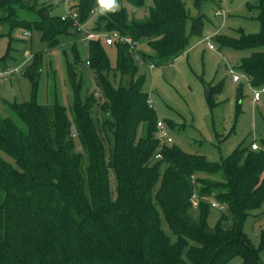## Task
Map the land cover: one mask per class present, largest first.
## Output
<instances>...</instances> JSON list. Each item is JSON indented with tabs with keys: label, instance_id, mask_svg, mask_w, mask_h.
<instances>
[{
	"label": "trees",
	"instance_id": "obj_1",
	"mask_svg": "<svg viewBox=\"0 0 264 264\" xmlns=\"http://www.w3.org/2000/svg\"><path fill=\"white\" fill-rule=\"evenodd\" d=\"M151 1L147 16L138 19L135 13L146 0H116L115 10L111 0H71L67 10L76 18L62 19L46 2L0 0V24L24 35L39 32L48 52L61 42L70 49L73 92L72 121L58 104L42 106L34 99L7 105L18 123L0 116V264H227L236 257L241 264H259L264 231L254 250L242 225L249 211L264 206V152L252 150L251 143L220 163H209L202 155L163 144L143 91L140 68L145 66L127 44L106 46L101 37L80 41L83 32L76 25L97 35L117 33L135 44L145 65L166 66L201 39L205 8L214 4V13L221 10L217 0ZM245 10L258 23L257 33L239 29L229 36L220 30L211 39L219 49L250 52L237 68L256 89L264 86V0L246 3ZM79 46L87 51L85 64L95 75L98 96L80 95ZM104 47H115V68ZM40 65L35 55L24 73L33 96ZM208 89L213 108L211 97L221 86ZM237 93L239 113L240 88ZM72 127L82 153L75 151ZM193 202L196 219L190 215ZM212 203L225 213L210 228Z\"/></svg>",
	"mask_w": 264,
	"mask_h": 264
},
{
	"label": "rangeland",
	"instance_id": "obj_2",
	"mask_svg": "<svg viewBox=\"0 0 264 264\" xmlns=\"http://www.w3.org/2000/svg\"><path fill=\"white\" fill-rule=\"evenodd\" d=\"M253 0H222L220 3L224 17L216 16L214 4L205 8L207 16L206 26L201 39L214 34L216 31L229 36H236L239 29L246 34L258 32V23L253 14L245 10V4ZM54 6L51 14L65 15V8L57 0H39ZM53 2H56L53 4ZM152 5L146 0L144 9L135 13V17L143 19ZM186 9L191 11L189 1ZM193 13V12H192ZM26 32L13 28L9 24H0V74L17 69V74L0 76V116L9 118L18 123L17 118L8 111L7 105L13 102H29L42 106L58 104L64 110L69 121H72L73 92L68 80L67 62H72L70 49L62 46L48 52L46 45L41 41L39 32ZM81 37V35H80ZM200 39V40H201ZM194 40L189 50L174 60L171 64L154 67L149 70L140 68L145 75L143 91L155 112L157 122H161L171 139L169 146H175L188 154H198L205 157L209 163H220L239 146L249 147L255 144L264 152V98L258 105L251 102V90L244 82L232 84L231 77L225 71V64L240 74L237 68L240 59L250 54L249 51L236 52L229 49H219L211 39L214 51L207 48V44ZM80 65L75 67L76 82H80V95H99L95 85V75L85 64L87 51L78 48ZM111 68L116 67L115 47H104ZM41 57L39 77L33 96L32 84L24 75L32 64L33 56ZM221 86L220 93L211 97L216 105L209 107L206 92L208 88ZM240 88V112L236 113L238 89ZM238 114V115H237ZM72 136L75 141V151L82 153L80 143L76 139L72 127ZM104 132V131H103ZM106 134V133H105ZM103 133L106 142L108 134ZM140 136L138 130L137 137ZM108 142V141H107ZM9 160V159H8ZM212 178V177H208ZM111 193L115 196L114 181L111 178ZM197 203L193 202L190 215L197 218ZM225 210L209 208L207 225L213 228ZM161 229L170 238L174 237L168 231L163 219ZM264 231V206L249 211L242 225V235L257 250L260 237ZM259 264H264V252L257 253ZM240 257L233 258L227 264H241Z\"/></svg>",
	"mask_w": 264,
	"mask_h": 264
},
{
	"label": "built area",
	"instance_id": "obj_3",
	"mask_svg": "<svg viewBox=\"0 0 264 264\" xmlns=\"http://www.w3.org/2000/svg\"><path fill=\"white\" fill-rule=\"evenodd\" d=\"M58 2L62 3L64 8H65V15L62 16V19L67 17V16H70L72 19H75L76 18V15L74 13L72 14H69L68 13V5L70 4V1L71 0H57ZM218 3H221L222 0H217ZM216 16H222L224 17V13L222 10H218L214 13ZM77 27V30L80 32H83L82 33V36H81V42L82 43H86L87 41H89L90 39H94V38H97V37H101L104 41V44L106 46H111L114 42H118V43H124V44H127L128 47L130 48V51L134 53V55L136 56L135 59H136V62L139 64V65H144L147 69L149 70H152L154 69V66L153 65H145L140 59L139 57L136 55L135 53V44L133 42H131V40L129 38H126V37H122L120 35H118L117 33H111V34H100V35H97V34H93V33H90V32H87L84 30V28L82 26H78L76 25ZM215 34V33H214ZM209 35L203 39L200 40L199 43H206L207 44V48L210 50V51H214V47L213 45L209 42L211 40V37L214 35ZM225 71L227 72L228 75H230L231 77V83L232 84H237L239 82H242L244 81L247 85V87L251 90V100L253 102V104H258L260 102V100L262 98H264V86L260 87V88H252L250 87V84L248 82V79L244 76V75H241V74H237L234 72V70L227 66L225 64ZM16 74L18 73L17 72V69L15 70H9V71H6V72H3L0 74V76H6L8 74ZM156 134H157V138L160 142H162L163 144H169L171 143V139L170 137L168 136V133L164 127V125L161 123V122H156ZM251 149L252 150H258L257 146L255 144H252L251 145ZM155 158H160L159 155H157ZM212 208H220L221 210H224L223 207L215 204V203H212L211 204Z\"/></svg>",
	"mask_w": 264,
	"mask_h": 264
},
{
	"label": "clouds",
	"instance_id": "obj_4",
	"mask_svg": "<svg viewBox=\"0 0 264 264\" xmlns=\"http://www.w3.org/2000/svg\"><path fill=\"white\" fill-rule=\"evenodd\" d=\"M111 2H112V10H115L118 7V5L116 4V0H111Z\"/></svg>",
	"mask_w": 264,
	"mask_h": 264
},
{
	"label": "water",
	"instance_id": "obj_5",
	"mask_svg": "<svg viewBox=\"0 0 264 264\" xmlns=\"http://www.w3.org/2000/svg\"><path fill=\"white\" fill-rule=\"evenodd\" d=\"M206 97H207V99H209V92H208V90L206 92Z\"/></svg>",
	"mask_w": 264,
	"mask_h": 264
},
{
	"label": "crops",
	"instance_id": "obj_6",
	"mask_svg": "<svg viewBox=\"0 0 264 264\" xmlns=\"http://www.w3.org/2000/svg\"><path fill=\"white\" fill-rule=\"evenodd\" d=\"M251 102H252V100H251ZM253 103V102H252ZM253 105H258V104H253Z\"/></svg>",
	"mask_w": 264,
	"mask_h": 264
}]
</instances>
